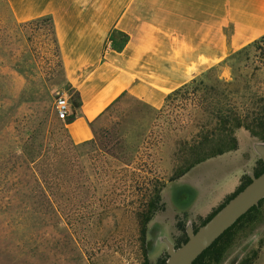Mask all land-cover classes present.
I'll return each mask as SVG.
<instances>
[{
	"label": "rangeland",
	"instance_id": "1",
	"mask_svg": "<svg viewBox=\"0 0 264 264\" xmlns=\"http://www.w3.org/2000/svg\"><path fill=\"white\" fill-rule=\"evenodd\" d=\"M257 45L227 63L231 98L248 107L264 95V40ZM217 72L210 70L211 76ZM73 94L50 22H18L0 0V264H143L139 214L173 172L201 154L190 151L198 124L206 122L194 101L175 97L153 109L124 94L91 124L92 142L74 144L53 111L57 95ZM213 162L193 167L183 180L195 179L206 164L211 171ZM167 203L146 226L150 264L166 255L160 238L176 246L186 223L193 228L200 221L176 214L184 224L179 230ZM252 252V264H264V200L256 221L237 231L219 264Z\"/></svg>",
	"mask_w": 264,
	"mask_h": 264
},
{
	"label": "crops",
	"instance_id": "2",
	"mask_svg": "<svg viewBox=\"0 0 264 264\" xmlns=\"http://www.w3.org/2000/svg\"><path fill=\"white\" fill-rule=\"evenodd\" d=\"M18 22L47 18L64 81L76 102L66 98L62 119L74 144L89 141L91 124L122 95L159 109L166 94L218 68L264 35V0H5ZM110 41L109 45L106 44ZM236 149L209 157L200 175L167 181L160 197L173 213L204 218L238 185L259 159L256 142L243 128L234 131ZM217 159V160H215ZM162 210V211H163Z\"/></svg>",
	"mask_w": 264,
	"mask_h": 264
},
{
	"label": "trees",
	"instance_id": "3",
	"mask_svg": "<svg viewBox=\"0 0 264 264\" xmlns=\"http://www.w3.org/2000/svg\"><path fill=\"white\" fill-rule=\"evenodd\" d=\"M48 20L47 18H43ZM264 40V35L258 37L252 42L248 43L246 46L242 47L238 51L234 52L225 60L226 65L230 63L232 58H235L239 53L248 46H253L254 48H259L257 43ZM213 67L207 69L200 77L193 78L187 83L181 85L180 87L174 89L170 93L166 94L161 107L167 105L170 100L178 97L182 100H191L195 109L205 113L206 122L204 124H198L197 132L190 139V151L191 152H201L200 156L195 158L191 163H189L183 169L177 170L172 173L168 178V181L177 179L182 174H184L190 167L194 164L203 161L206 158L221 154L223 152L231 151L236 149L237 141L234 135L236 128H243L246 130L250 136L256 138L259 141L264 142V95L257 97V101H253L251 107L238 104L234 102L231 98L230 90L228 89L229 82L218 77L217 75L211 76L210 70ZM190 94V97L188 95ZM73 101L76 102L77 97L74 93ZM48 111L45 110L40 118L39 125L41 126V132L39 133V148L38 153H44V146L42 144L44 138L46 137L45 126L48 119ZM65 132L63 123L61 125ZM44 129V130H43ZM93 133V132H92ZM66 135V132H65ZM67 137V135H66ZM92 142V138L89 141L82 142L79 144H85ZM264 170V163L258 159L256 160L252 173L254 175L259 174ZM249 181L247 175H243L239 179V183L236 188L228 195H226L223 200L211 210L204 218L200 219L197 227L207 220L215 210H217L234 192L239 190ZM161 187L153 193L151 198L146 202V207L143 212L139 214L138 218V233L140 248L142 249L143 264H150L145 256V236H146V226L151 220L152 216L157 211H162L164 209V204L160 197ZM264 200V197L258 201L256 206L248 209L244 214L239 216L229 227H227L223 233L215 239L200 255H198L191 264H219L226 250L232 245L234 238L236 237L237 231L242 228H249L257 219L258 208L260 203ZM184 219L186 214L181 215ZM175 226L181 231H184L183 220L175 215ZM193 226V230L197 228ZM186 237L183 234L176 240V246L180 243L185 242ZM256 258V253L252 252L251 258L246 257L238 261L236 264H252L253 260ZM166 260V255L161 259L157 260L155 264H164Z\"/></svg>",
	"mask_w": 264,
	"mask_h": 264
},
{
	"label": "water",
	"instance_id": "4",
	"mask_svg": "<svg viewBox=\"0 0 264 264\" xmlns=\"http://www.w3.org/2000/svg\"><path fill=\"white\" fill-rule=\"evenodd\" d=\"M253 150L264 163V142H254ZM249 181L234 192L211 216L193 230L189 222L185 225L186 240L175 246L166 238H160L165 246L166 260L164 264H191L223 231L239 216L258 204L264 197V170L254 175L247 174ZM152 238V233L149 234ZM150 241L146 242L147 252ZM238 257H233L227 264H236Z\"/></svg>",
	"mask_w": 264,
	"mask_h": 264
},
{
	"label": "built area",
	"instance_id": "5",
	"mask_svg": "<svg viewBox=\"0 0 264 264\" xmlns=\"http://www.w3.org/2000/svg\"><path fill=\"white\" fill-rule=\"evenodd\" d=\"M110 41L106 42L109 45ZM53 111L57 119H64L68 112V102L64 95H57L53 101Z\"/></svg>",
	"mask_w": 264,
	"mask_h": 264
},
{
	"label": "flooded vegetation",
	"instance_id": "6",
	"mask_svg": "<svg viewBox=\"0 0 264 264\" xmlns=\"http://www.w3.org/2000/svg\"><path fill=\"white\" fill-rule=\"evenodd\" d=\"M151 231H154L153 229H151Z\"/></svg>",
	"mask_w": 264,
	"mask_h": 264
}]
</instances>
